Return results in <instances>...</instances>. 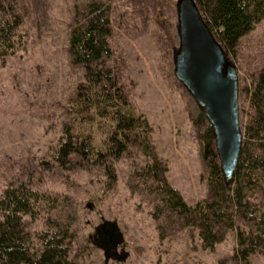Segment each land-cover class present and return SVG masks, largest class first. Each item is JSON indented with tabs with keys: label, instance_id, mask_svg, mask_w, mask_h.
Here are the masks:
<instances>
[{
	"label": "rangeland",
	"instance_id": "374dc122",
	"mask_svg": "<svg viewBox=\"0 0 264 264\" xmlns=\"http://www.w3.org/2000/svg\"><path fill=\"white\" fill-rule=\"evenodd\" d=\"M93 0H0V21L16 22L13 49L0 58V197L9 186L24 184L57 200L36 214L23 215L25 230L34 235L48 218L70 223L72 264H237L235 231L203 249L198 232L179 221L164 223V235L152 217L156 199L137 172L147 158L135 147L118 159L94 164L73 155L74 165L56 162L65 125L74 131L92 127L94 143L105 135L101 121L76 117L71 109L83 70L73 65L68 41L75 9ZM109 7L112 56L107 63L119 77L136 115L151 126L150 139L166 177L184 201L194 204L207 196L208 182L201 157L200 111L174 75L178 48L177 0H95ZM238 77L241 128L253 113L249 88L264 70V20L242 37L234 54H226ZM114 175V180L111 176ZM251 208L264 213V179L247 192ZM116 223L122 234L117 248L124 260L105 259L96 245V227ZM240 227H249L243 218ZM161 235L163 237H161ZM253 264H264L255 251Z\"/></svg>",
	"mask_w": 264,
	"mask_h": 264
},
{
	"label": "trees",
	"instance_id": "16d2710c",
	"mask_svg": "<svg viewBox=\"0 0 264 264\" xmlns=\"http://www.w3.org/2000/svg\"><path fill=\"white\" fill-rule=\"evenodd\" d=\"M202 16L225 55L234 54L242 37L264 20V0H195ZM109 7L89 1L76 8L68 41V54L73 65L83 70V82L71 100L76 117L101 121L105 130L99 144L93 131H74L67 124L64 138L57 150L56 162L63 166L75 164L72 157L94 164H105L137 148L147 162L137 172L141 183L155 199L152 217L164 235V223L179 221L182 227L198 232L203 249L214 250L229 231H235L237 264H253L249 257L264 252V213L251 208L247 192L264 179V70L249 88L252 115L244 129L241 156L235 175L225 184L211 126L199 111L194 124L198 126L201 157L206 166L207 196L188 204L170 185L165 162L160 160L151 142V126L145 117L136 115L119 77L107 63L112 56L109 37L112 26ZM18 24L0 21V58L14 47L12 34ZM114 180V175L111 176ZM57 200L24 184L9 186L0 197V264H72L70 248L73 233L70 223L48 218L45 227L31 235L23 225V215H35L39 207H54ZM243 218L249 227L237 224ZM161 235V237H163Z\"/></svg>",
	"mask_w": 264,
	"mask_h": 264
},
{
	"label": "water",
	"instance_id": "95a60500",
	"mask_svg": "<svg viewBox=\"0 0 264 264\" xmlns=\"http://www.w3.org/2000/svg\"><path fill=\"white\" fill-rule=\"evenodd\" d=\"M178 48L174 51V75L211 126L214 148L225 184L233 179L243 145L238 105V77L195 0H177ZM96 245L105 259L122 261L118 254L122 234L116 223L104 220L95 229Z\"/></svg>",
	"mask_w": 264,
	"mask_h": 264
}]
</instances>
